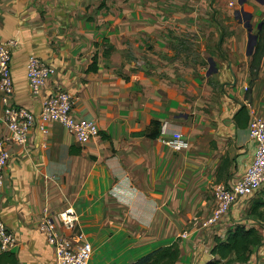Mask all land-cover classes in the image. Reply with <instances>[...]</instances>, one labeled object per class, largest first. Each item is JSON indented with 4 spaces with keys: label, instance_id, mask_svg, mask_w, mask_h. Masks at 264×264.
Masks as SVG:
<instances>
[{
    "label": "crops",
    "instance_id": "crops-1",
    "mask_svg": "<svg viewBox=\"0 0 264 264\" xmlns=\"http://www.w3.org/2000/svg\"><path fill=\"white\" fill-rule=\"evenodd\" d=\"M239 1L0 0L13 104L37 115L58 87L74 97V118L99 129L80 145L51 123L46 134L33 128L24 145L8 144L0 221L18 242V264H55L39 226L68 207L79 217L70 238L91 245L90 264H133L178 239L177 264H208L217 241L236 226L259 230L263 242L248 264H264V223L249 218V202L263 200L264 191L239 201L213 228L194 221L213 210L223 158L230 178L219 184L243 176L255 149L248 123L264 118V42L247 99L253 34L235 15L242 8L251 26L264 4L258 10L252 0ZM181 36L192 38L181 44ZM30 57L54 69L39 95L27 80ZM153 122L182 133L189 149L174 153L160 137L148 138ZM8 134L0 99V138Z\"/></svg>",
    "mask_w": 264,
    "mask_h": 264
},
{
    "label": "built area",
    "instance_id": "built-area-1",
    "mask_svg": "<svg viewBox=\"0 0 264 264\" xmlns=\"http://www.w3.org/2000/svg\"><path fill=\"white\" fill-rule=\"evenodd\" d=\"M10 42L0 41V99L3 107V122L9 134L0 138V188L5 184L6 168L10 161L8 144L24 145L30 131L36 126L46 134L48 124H59L80 145L87 144L98 137L99 129L92 121L76 120L72 115L74 97L67 91L56 88L42 102L36 115L28 109L13 104V81L11 77ZM54 69L37 57H30L27 63V80L32 94L39 95ZM248 137L254 144L251 162L241 178L231 185L216 184L211 189L212 213L198 223L201 229L217 226L234 205L264 191V118L253 115L248 123ZM160 140L174 153L189 149V142L180 132H169L166 125L161 126ZM79 217L72 207L60 212L56 219L45 215L39 226V233L53 248L55 264H90L92 247L86 241H74L70 233L78 225ZM60 225L62 234L57 233ZM182 237H185L183 233ZM18 246L15 236L0 221V253H12Z\"/></svg>",
    "mask_w": 264,
    "mask_h": 264
},
{
    "label": "trees",
    "instance_id": "trees-1",
    "mask_svg": "<svg viewBox=\"0 0 264 264\" xmlns=\"http://www.w3.org/2000/svg\"><path fill=\"white\" fill-rule=\"evenodd\" d=\"M260 42H264V40H257L254 47L255 52L252 56L253 61L251 62L250 69L253 75L259 67L260 53H262L260 49V44L262 43ZM95 70V65L89 69V71ZM239 115L237 124L240 126L243 124L242 121H245L244 117L247 116L245 107L241 108ZM160 128L161 125L159 123L153 122L151 124V132H149L150 130L147 132L148 138H159ZM261 208H264V199L254 203L249 214V218L256 224L264 223V212L260 211ZM179 242L180 240L178 239L169 246L159 248L133 264H177L180 259ZM262 242L263 239L259 230L254 227L246 229L242 226H236L227 233L224 241H217L212 251L216 258L208 264H248L250 256L262 245ZM0 264H18V260L12 253H1Z\"/></svg>",
    "mask_w": 264,
    "mask_h": 264
},
{
    "label": "rangeland",
    "instance_id": "rangeland-1",
    "mask_svg": "<svg viewBox=\"0 0 264 264\" xmlns=\"http://www.w3.org/2000/svg\"><path fill=\"white\" fill-rule=\"evenodd\" d=\"M252 2L258 8V10H260V9L262 10V8L260 6L261 5L260 2H258L256 0H252ZM252 20L253 21L250 22L251 26H252V34L256 35L257 38H259L260 41H262V39L264 38V24H263L264 15L263 14L262 15L260 14L258 16L256 15V17L252 18ZM177 38L180 40V43L182 44V43H185L184 40H188V39H190L192 37H190V36H181V37H177ZM257 61H258V59H257ZM251 79L252 80H251V83L249 84V88H247L245 90L247 99H249L250 89L254 85V83L256 82V79H257V77H255V72H254V75L252 74ZM174 155H176V154H174ZM227 165H228L227 158H223V161L221 160V163L219 164V169H218V173H217V179H216V181H214L215 184H219V183L226 182L227 180H229L230 175L228 174L229 172L227 171ZM263 198H264V196H263ZM255 201H257V200H255ZM253 203L254 202H252V200L249 202V204L251 206L253 205ZM211 211H212V208H211L209 214L212 213Z\"/></svg>",
    "mask_w": 264,
    "mask_h": 264
},
{
    "label": "water",
    "instance_id": "water-1",
    "mask_svg": "<svg viewBox=\"0 0 264 264\" xmlns=\"http://www.w3.org/2000/svg\"><path fill=\"white\" fill-rule=\"evenodd\" d=\"M257 1H261L264 4V0H257ZM244 2H246V0H240L239 5L242 7ZM235 15H236V18H240V15H242L241 23H243V25L246 28H248L249 33H251L252 28L250 24L248 23V20L251 18V15L245 13L242 8L239 11H236ZM256 42H257V36L249 34L248 53H247L248 55H251V53L253 52Z\"/></svg>",
    "mask_w": 264,
    "mask_h": 264
},
{
    "label": "bare ground",
    "instance_id": "bare-ground-1",
    "mask_svg": "<svg viewBox=\"0 0 264 264\" xmlns=\"http://www.w3.org/2000/svg\"><path fill=\"white\" fill-rule=\"evenodd\" d=\"M1 254V253H0Z\"/></svg>",
    "mask_w": 264,
    "mask_h": 264
}]
</instances>
